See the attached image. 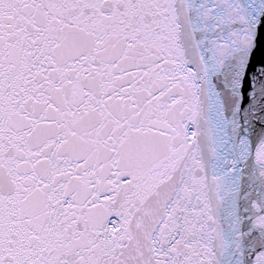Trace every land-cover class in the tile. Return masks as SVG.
<instances>
[{
	"label": "snow or ice",
	"instance_id": "obj_1",
	"mask_svg": "<svg viewBox=\"0 0 264 264\" xmlns=\"http://www.w3.org/2000/svg\"><path fill=\"white\" fill-rule=\"evenodd\" d=\"M0 264H264V0H0Z\"/></svg>",
	"mask_w": 264,
	"mask_h": 264
}]
</instances>
